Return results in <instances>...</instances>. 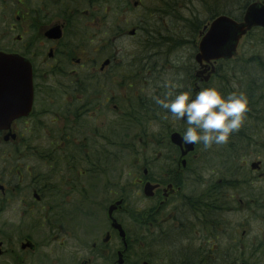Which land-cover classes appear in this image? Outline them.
I'll return each instance as SVG.
<instances>
[{"label":"flooded vegetation","instance_id":"af4514ba","mask_svg":"<svg viewBox=\"0 0 264 264\" xmlns=\"http://www.w3.org/2000/svg\"><path fill=\"white\" fill-rule=\"evenodd\" d=\"M104 1L0 0V53L20 64L8 70L18 78V90L9 92L10 109L25 104L20 79L26 65L33 82L30 113L0 129V262L46 264L44 255L31 260L39 254L31 235L43 237L42 227L57 241L75 242L79 229L92 235L95 240L80 264L235 259L242 226L236 222L238 211L251 217L254 210L262 211L256 218L264 214V123L248 124V139H235L234 145L230 140V148L227 143L207 149L196 144L185 163L178 147V154L138 155L132 179L126 181L119 173L126 153L118 73L123 63L115 55L102 68L106 59L94 60L91 54L101 50L86 37ZM106 41L100 47L108 48ZM193 82L187 85L192 93L196 85L199 91L212 85ZM111 95L116 103H110ZM101 113L114 121L103 115L93 127L94 115ZM228 151L236 153L234 162V155L226 160ZM113 221L123 228L124 241ZM127 221L135 228L132 234ZM29 242L33 247L23 248ZM221 242H226L224 250Z\"/></svg>","mask_w":264,"mask_h":264},{"label":"rangeland","instance_id":"374dc122","mask_svg":"<svg viewBox=\"0 0 264 264\" xmlns=\"http://www.w3.org/2000/svg\"><path fill=\"white\" fill-rule=\"evenodd\" d=\"M137 1H139V7H137V9H133L132 5ZM255 1L257 0H205L204 2L208 4L207 7L209 8H214L217 6H219L220 9L225 8L226 12H229L231 15L229 17L235 19L236 16L241 13V8L243 6H246V3H252ZM124 3L125 11L122 12L121 9L118 14H116V6L114 5L113 0H106L102 5V9L99 11V13H94V22L90 26V29L88 28V30L86 31V37L94 41L95 45L93 44V46L96 49L101 50L99 51L100 55H102L101 58H99L98 51L96 54H91V56H94V60H98L99 62H101L102 60H104L103 58L118 55V59L122 63H124V65H127L132 61V56L136 54L137 56L140 55V58H148L149 62L152 61L151 63L159 65V75H157L159 78L158 82H160V80L164 78L172 79L177 82L179 80L188 79L189 74H193L195 69V49L197 50V46L200 40L198 34L196 36H192L194 34L190 32L188 28L186 29L185 21H178L175 20L173 17H164L155 14L153 10H155L157 6L151 0H125ZM204 8L205 5L201 4L199 1L196 0L192 1L189 5H178V9L180 10V16L189 19V16H191V12H193L197 17H199L203 21L206 18ZM103 10H106L105 15L102 13ZM99 23L101 24V26L98 25ZM205 23H208V21H205ZM149 25H154L159 30V32L165 31V34L167 33L169 35H180L185 44L179 48L168 46V51H165L163 57L158 54L159 51L154 46H152L151 49L146 50V47L149 46L147 44L149 38L143 30L147 29ZM136 28L137 34L133 38L130 37L128 35V31ZM139 28L142 29L139 30ZM254 33H257L253 34L254 36L259 35L258 32ZM249 39L250 38L248 37L243 38L241 40L238 48L237 59L241 58L240 56L245 57L252 52L251 50L253 49L256 43ZM106 40L111 41L109 43V47H100V42L103 43L101 45L103 46L105 43H107ZM218 67V71L220 73H222V70L225 69L223 65L220 66V63L217 64V68ZM219 72L217 76H220ZM212 81L213 82L210 87H218L220 83L219 77L213 78ZM147 84L146 86H148ZM127 93L128 91H123L119 94V97H121L122 99L125 98L124 100H127ZM142 93L143 95H145V92ZM115 94H118V92H115ZM148 94L151 93L148 92ZM137 95H139V91H137ZM116 98L117 97H115L114 99L113 95H111L110 103H116ZM103 115L105 117L109 115L110 117V114L105 115L104 113L97 114V116L94 115L95 120L93 122V127L96 126L97 123L102 122V118L99 117ZM110 118L111 121H114L112 117ZM108 119H106V121H108ZM176 125L177 126L174 128L176 132H185L183 130H180V127L181 129H184L182 128L184 127L183 125L180 124L179 126L178 123ZM147 131H149L147 132L148 135L155 134V132H160V130L156 129V127H151ZM135 134V143L137 144V141L140 138L137 135V131ZM262 135L264 136V128ZM145 142H149V140ZM149 150L153 151V149ZM140 153H142V151H140ZM136 157L137 150L134 151V153H125L124 171H119V173L124 176L126 181L132 179L129 174L132 175V173L134 172L132 165L133 162L136 160ZM97 175V173L93 174V176ZM113 175L117 176L118 172H115V174ZM250 213L251 212L246 213L244 211H238L237 215L236 222L238 223V225H242L237 235L239 240L238 253H240V255L238 256V262H244L246 264H264V256L259 250L261 246H264V214L260 218H256L255 215L262 213V211L254 210L252 217L250 216ZM97 218L99 220V223L101 224L102 215L98 213ZM126 224L131 234L134 233L135 228L133 226L131 227L128 221ZM40 231L42 232L43 237H39V235H34V233L33 235H31L30 239L33 244H36L39 248V254L31 255V260H33V262H36L34 257L44 255V257H46L48 261L46 264H58V262L66 261H72V263L74 264H80L83 259L87 258V251L90 249L93 241L95 240L94 238H92V235H83V232L80 229L77 233L78 239L75 240V242L64 241L61 239L57 241V239L55 238L56 234L51 233V231H49L46 227H42ZM242 231H245L246 235L241 240L239 236ZM221 243L223 245L224 250V245L226 244V242ZM83 253H86V255L84 256ZM72 255H75L73 259ZM41 262L42 264H45V262H43L42 260H40V264ZM0 264H2V261L0 262Z\"/></svg>","mask_w":264,"mask_h":264},{"label":"trees","instance_id":"16d2710c","mask_svg":"<svg viewBox=\"0 0 264 264\" xmlns=\"http://www.w3.org/2000/svg\"><path fill=\"white\" fill-rule=\"evenodd\" d=\"M151 1H153L157 6V8L153 10L155 14L164 17H173L178 21H185L186 29L188 28L190 32L194 34L192 36H196L197 34L199 35V32L207 24L205 21L209 22L221 14L231 16L229 12H226L225 8L220 9L219 6L214 8L207 7L208 4L204 2L205 0H196L205 5L204 13L206 18L204 21L197 17L193 12H191L189 19L179 15L180 10L178 9V5H189L194 0H188V2L187 0ZM257 1L264 4V0ZM248 4L249 3H246V6ZM114 5L116 6V14H118L119 2H114ZM246 6L241 8V13L236 16L235 19L241 17ZM140 29L142 28H139V30ZM143 31L148 35L149 38L147 44L150 47L147 46L146 50H149L152 48V46H154L156 49H158V54H160L161 57L164 56L165 51H168V46L179 48L185 44L180 35L165 34V31L159 32V30L154 25H149V27ZM254 32H258L259 35L254 36L253 34H257ZM248 37L250 38L249 40L256 43L251 50L252 52L245 57L240 56L241 58L239 59H237V56L232 61H222L220 66L223 65L225 69L222 70V73L217 71L215 75L216 77H219L220 80L217 88L224 96H227L233 92L244 93L249 100L248 111L245 114V119L241 128L238 131L232 133L229 137L227 142V146L229 148L231 147L230 140H232V144L234 145L233 141L235 139H238V141L248 139L249 125L251 126L264 123V29H253L247 34L245 38ZM140 57V55H133L132 61L126 65L123 74L125 76V78H123V87L126 88V92L128 91L127 100L124 101L126 122V152L134 153V151L137 150V157L141 154H150V152L151 154H178V151L168 142V135L177 126L175 124L177 119H175L170 113H165L164 110L155 105L151 98L152 95H160L162 92V89L158 86L159 78L157 75H159V65L151 63L152 61L149 62L148 58ZM142 68H146V71H141ZM218 72L220 76H217ZM191 79H194L193 74H189L188 79L179 80L176 82L179 84L187 82L189 84ZM146 84L148 86H146ZM184 86L185 87L179 89L178 91L190 90L187 88V85ZM204 88L206 87L203 86L201 90ZM137 91H139V95H137ZM142 92H145V95H143ZM148 92L151 94H148ZM147 122H149L150 126L146 124ZM135 123L137 125H135ZM178 124L180 126L179 122ZM148 127H156V129H159L160 132H155V134L148 135ZM184 127L186 128V126ZM185 128L181 129L180 127V130L185 131ZM136 131L138 133V137L142 140L141 144L135 143ZM148 140L149 142H145ZM153 142H158V144ZM149 149H153V151H150ZM140 151H142V153H140ZM196 153L197 151L194 154ZM225 154L227 161H231L233 155V162L236 160V153L234 151H228V153L226 152ZM259 250L264 256V246H261ZM230 261V258H220L217 260V264H229Z\"/></svg>","mask_w":264,"mask_h":264},{"label":"water","instance_id":"95a60500","mask_svg":"<svg viewBox=\"0 0 264 264\" xmlns=\"http://www.w3.org/2000/svg\"><path fill=\"white\" fill-rule=\"evenodd\" d=\"M134 6H137V4H134ZM253 28L264 29V4L260 2L248 5L240 22L224 15L213 19L201 33V40L195 56V61L199 64L201 71L196 74V77L203 76L210 69V73L204 79L208 81L210 75L213 73V68H210L208 65L219 60H230L234 58L241 39ZM128 34L129 36H134L135 31L132 30ZM54 37L57 39L60 38L59 33ZM15 60L17 59L14 57L0 54V128H4L12 119L28 114L32 105L33 89L31 71L30 67L26 65L24 75L20 79L21 97L24 99L25 104L19 110H12L9 107V92L11 88L14 91L18 90L17 76L13 74V77H11L8 74L9 69H17L20 66L18 61ZM107 64L108 61L103 64V67ZM170 141L174 146L180 148L181 157L186 156L194 149V144H185L182 136L178 133L171 134ZM109 213H111V210ZM113 227L119 230L120 236L124 241V232L119 226L113 225ZM26 247L31 248L32 245L30 243L23 245V248Z\"/></svg>","mask_w":264,"mask_h":264},{"label":"clouds","instance_id":"9594fccd","mask_svg":"<svg viewBox=\"0 0 264 264\" xmlns=\"http://www.w3.org/2000/svg\"><path fill=\"white\" fill-rule=\"evenodd\" d=\"M158 86L162 92L152 95V100L165 113L185 120L182 140L188 145L199 143L207 149L227 143L230 135L241 128L248 111L249 100L244 93L224 96L213 86L193 95L191 90L178 91L183 86L168 78Z\"/></svg>","mask_w":264,"mask_h":264}]
</instances>
